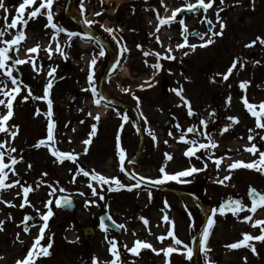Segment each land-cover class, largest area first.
I'll return each mask as SVG.
<instances>
[{
  "label": "rangeland",
  "instance_id": "374dc122",
  "mask_svg": "<svg viewBox=\"0 0 264 264\" xmlns=\"http://www.w3.org/2000/svg\"><path fill=\"white\" fill-rule=\"evenodd\" d=\"M75 1L81 5L84 20L93 22L89 24L93 31L105 37L108 49L104 47V56L98 55L101 49L97 41L85 35L83 30L71 24L65 16V8L69 0H54L52 6L53 22L66 28L68 32L77 33L72 37H69L66 32L58 35L57 40L65 54L62 55L55 51L56 41L51 39L54 30L50 26L46 27L48 23L46 8L41 9V13L36 18L30 19L26 27L18 22L16 28L8 30L5 36L0 38V47H4L2 40L13 39L17 30L22 29L26 33V39L20 41L19 45H13L10 52L13 59L18 56L27 61L13 69V75L17 77L18 82L22 81L23 84L13 102L14 118L9 122L8 128L18 125L19 132L14 140L10 134L0 132V141H7L5 148L2 149L5 152V163L10 164L8 151L11 147L16 148L17 151L12 155L19 160L14 166L10 164V167L5 169L8 172L6 183L19 179L25 186L32 185L33 187L28 197L30 204L23 208L19 207L23 202L22 189L19 186L0 190L2 191L0 195H4L3 198L0 197V220L5 222L3 230H0V257H2L0 264H14L17 259L26 256L25 252L30 243L34 242V238L39 234V227L42 224L40 213L47 211L45 203L49 199L53 200L51 207L54 215L49 221L50 225L45 231L41 245L46 246L51 242L52 247L49 249L51 254L39 256L35 264H89L88 260L93 257L99 260L98 264H110L114 258L110 251L112 242L117 244L122 264H176L175 259H178V264H195L193 257L189 259L183 251L173 252L171 260L165 256L164 252L159 251L163 248L158 244L155 236L164 234L165 230L159 229L158 226L156 231L148 228L146 231H139L144 235L143 240L153 241L152 246L157 251L149 248L148 251H140L137 255L124 248L125 244L128 248H132L133 240L137 238L133 220L139 216L135 206H137V201L139 202L136 199L137 195L140 196V194L135 195L133 191L118 193L113 202L116 206L113 216H116L117 221L125 226L123 235L118 237L112 233H104V230L99 227V216L106 211L104 209H108V203L113 197L108 192L104 193L102 187H98V181L93 183L90 176L77 174L80 168L89 172L93 171L86 163L88 160L83 143L85 135L81 136V133L87 130L86 124L88 123L95 125L96 128L102 127L90 161L99 162L97 170L94 171L107 177H117L122 183L126 180V176L117 165L118 152L109 153L110 145L113 146L110 138L114 134V126L118 123L112 117L117 114H120V135L123 134L124 137L122 146L127 153L129 150L126 156L131 160L139 144L137 125L145 133V155L151 156L159 172L155 173V177L156 175L163 176L160 172L162 167L169 172L172 171L171 169L187 168L193 164L197 166L196 168L203 170L193 173L189 178L195 180L196 183L207 184L213 191L214 197L210 199V207L215 208L220 200H228L230 197L241 199L244 204L248 205V208L240 211L238 216L233 214L221 218L217 216L216 226L210 229V244H207L210 251L207 256L200 251L199 256L196 257L198 264H209V262L212 264H264V241H257L255 253L248 246H241L237 249L228 247L229 244L241 240L243 233L259 235L261 226L253 227V223L256 219H264V208L257 207L256 212L252 213L247 199L249 187L264 192V174L244 167L228 168L234 160H243L247 163L258 159L259 154L253 156L245 150V146L250 147L254 142L261 150H264V140L260 139V136H264V129L256 126V117L251 115L241 99L246 95L250 103L257 105L255 109L257 111H259V103L264 102V45L257 42L251 47H245L257 36L264 37V0H223L222 3L221 0H215L207 13L201 8L194 15H185L182 19L178 18L180 14L178 13L177 18L170 25L161 26L158 33L156 32L157 13L161 17L171 16L176 7H182L183 11L186 9L183 5L195 3L196 0H164L163 3L160 0ZM22 2L23 0H3L7 12L4 8H0V28L5 25V16L8 18V23H11L17 15L19 3ZM41 2L43 0H36L35 4L26 6L24 19H27L28 12L38 7ZM97 13L100 14L97 15ZM217 14L226 24V28L222 36L214 38L213 44L206 47L199 46L202 40L190 37L188 38L189 44L198 45L194 51H190L187 46L182 49L176 48V44L183 41L181 32L184 26L179 23V20H184L188 32L196 30L210 35L209 26L213 31L220 30ZM208 20L211 23H208ZM106 28L116 30L115 38L113 34L105 30ZM157 35L160 37L159 42L156 39ZM119 38L122 40L117 43ZM207 38V36L204 37V39ZM37 44L40 45L37 53L27 51ZM137 44L142 45V48H137ZM49 45L53 49L51 54L48 51ZM125 45L128 51H122ZM169 45L173 49L171 55L175 57L172 60L164 58ZM144 51L162 54L159 69L152 66L157 63V57L151 54L145 56ZM185 52L189 54L184 55ZM111 53L116 59L118 58L121 69L111 73L107 79L104 94L108 99L97 90L96 98L100 97L106 101L100 104L102 108L93 112L92 99L88 92L91 87L88 76L94 73L93 84L97 89L101 76L111 63ZM29 57L35 58V68L32 62L28 61ZM237 57L244 66L241 68L238 64L237 69L233 70L227 81L223 80L221 75H216L225 73L233 59ZM94 58L97 62L92 65L91 61ZM255 61L259 63H254ZM8 63L11 64L12 61ZM53 68L55 71L49 76L48 73ZM4 72L5 70H0V82L7 84V89L4 90H10L15 85ZM64 74L67 76L63 80L54 81ZM50 80L52 87L49 90V99L52 100V120L55 121L54 147L76 155L75 162L67 158L59 162L57 157L50 154L51 149H48L50 148L48 145H51L52 141H49L48 145L35 146L39 140L46 139L47 126L50 121L47 115L48 101L35 97L44 96V89ZM242 81L250 82L246 89L240 88ZM165 84H168L167 93H164ZM29 87L32 95L28 100H24L23 97L29 95ZM180 88L183 89V97L191 102L195 113L193 116L196 120L188 115L187 105L175 91ZM0 89H3V84H0ZM75 93L83 95L84 103L76 106L71 103ZM229 97H231L230 103L228 102ZM0 98L7 100L11 96L5 98L0 95ZM74 107H77V110ZM125 107L133 109L134 114L128 113ZM6 111L4 106H0V115L6 114ZM213 112L215 114L210 116L209 114ZM97 114L99 120L95 119ZM123 114L128 117L126 122L123 120ZM230 116L238 117L239 123L233 124L227 132L221 135L220 129L226 123H232L227 119ZM74 117L78 123L76 124L77 129H73L70 125ZM201 119L208 120L206 129L200 124ZM110 120L116 123H107ZM167 121H170L173 127L171 130L164 131L163 126ZM261 122H264V117H261ZM122 124L123 128H121ZM177 124L180 125L179 128ZM193 126L200 130V138L187 132V129ZM249 129H254V141L248 140ZM204 131L217 141L218 146L209 150L199 149L196 156L185 159L182 152L192 145L188 143L186 146H179L177 142L179 137L185 135L186 141L196 139L199 143H207V137L203 135ZM257 133L259 135H256ZM153 134L155 139H153ZM76 145L79 147L77 148ZM166 154L171 155L172 159L168 160ZM21 156L22 160L19 159ZM210 157H224L219 168L215 160ZM104 160L109 163L103 164ZM143 160L144 158L140 162L142 163ZM112 161L115 163L112 164ZM29 164L32 165L31 168L28 167ZM128 165L129 170L135 173L133 164L128 163ZM13 167L16 174L12 172ZM44 173L48 175L44 176ZM229 173L231 174L230 180L225 181L224 184L217 183V180ZM74 176L75 182H73ZM41 181L45 183H40ZM38 183L40 186L36 187ZM89 183L97 186V192L104 195V200H100L98 196H92L91 189L88 187ZM52 188L56 189L54 193H52ZM61 188L64 189L63 192L60 191ZM17 192L21 195L18 196ZM81 192L84 195H80ZM150 194L151 192L148 193L149 196ZM62 196H72L76 200L79 209L75 215L70 216L63 213L55 205V200ZM144 198L147 200L146 196ZM91 200H96L97 203L86 206V201ZM4 201H11L15 206L6 204ZM146 204L147 202H144V205ZM26 215L31 216L32 219L27 223H22ZM249 215L253 219L245 221L243 217ZM152 218L154 221L159 220V217L155 215ZM25 226L32 229L25 232ZM87 226L95 230V239L91 245L83 240L81 233V228ZM212 229L215 231L212 232ZM18 236L19 239H17ZM253 241L255 240L249 243L252 244Z\"/></svg>",
  "mask_w": 264,
  "mask_h": 264
},
{
  "label": "snow or ice",
  "instance_id": "6c2138e0",
  "mask_svg": "<svg viewBox=\"0 0 264 264\" xmlns=\"http://www.w3.org/2000/svg\"><path fill=\"white\" fill-rule=\"evenodd\" d=\"M161 3L164 2V0H160ZM223 2V0H221V3ZM36 3V0H23L22 3H19L18 5V9H17V15L15 18H13L11 20V23H8V18L7 16L4 17L5 19V25L4 27L0 28V38L4 37L6 32L10 29H14L17 27L18 22H20L24 27L27 26V24L29 23L30 19L36 18L38 14L41 13V9H47V12L45 13L47 16V26H50L51 29L54 30L53 35L51 37L52 40L56 41V48L55 51L56 52H60L62 55L65 54L63 52V48L61 47L59 41L57 40V37L60 33L62 32H66L68 33L69 37L75 36L77 35V33L74 32H68V30L64 27L58 26V24L53 22V17L54 14L52 12V6L54 3V0H43V2H41L39 4L38 7H36L34 10L28 12V18L24 19L23 14L25 13V9L26 6H30ZM215 3V0H207V2H205V0H196L195 3H187L185 5H183V8H187L189 11L194 10L197 6H199L200 8L203 9V11L205 13H207L208 9L211 8L213 6V4ZM0 8H4L5 12H7V8H5V5L3 3V0H0ZM182 11V7H176L173 11L171 16H166V17H161L159 15V13H157V19H158V25L156 28V32L158 33L160 31V27L163 25H170L176 18H177V14L180 13ZM222 11V9H221ZM100 13H97V15H99ZM217 20L220 22L219 23V27L220 30L219 31H213L211 29H209V32L211 33L210 35L208 33H204L201 34L199 32H196L195 35L200 37L202 40V44L199 46H207L210 44H213L214 38L216 36H222L223 35V30L226 28V24L224 23V21L221 19V17L219 16V14H217ZM208 18L205 16V20H207ZM86 23L91 24L93 23L92 21H86ZM179 23L184 26L182 28V32L181 35L183 36V41L181 43H177L176 44V48L177 49H182L185 46H187L189 48L190 51H194L196 49V47L198 46L197 44H189V40H188V36L185 35V33L188 32V28L187 26H185V22L184 20H179ZM208 23H211L210 20H208ZM107 32L111 33L114 35L115 38V32L116 30L113 28H106L105 29ZM87 35V34H85ZM207 36V39H204V37ZM26 39V33L20 29L17 30L16 34L14 35L13 39H4L2 40V43L5 45L4 47H0V70H5L4 74L11 78V83L13 85H15V87L11 88L10 90H4L7 89V84H5L4 82H0V84H3V89H0V95H2L3 97L7 98L9 96H11L10 99H3L0 98V106H4L7 111L6 114H2L0 115V132H5L10 134L11 138L14 140L15 137L17 136L18 132H19V126L18 125H12L11 128H8L7 123L10 118L14 115V106H13V102L16 99V95L21 91V85L23 84L22 81L18 82L17 77L15 75H13V69L15 68V66L17 65H22L25 62H27L25 59H20L18 58H14L10 55V52L12 51V46L13 45H19L20 41H23ZM157 41H160V37L159 35L156 36ZM122 40V38L117 39V43H120ZM257 42H259L260 44L264 45V37L261 36H257L254 40H252L249 44H246L245 47H251L253 45H255ZM137 48H142V45L137 44L136 45ZM40 48V45L37 44L35 46H33L32 48L27 49V51L29 53H37L38 50ZM100 51H99V56H104L105 55V51H104V46L100 45ZM16 51L18 52V48L16 49ZM48 51L51 54L53 49L51 48V46L49 45L48 47ZM122 51H128L126 45L123 46ZM173 49L172 47L169 45L167 48V54L164 56V58L172 60L175 59V57L173 55H171ZM155 55L157 57V63L152 65L154 68L159 69L161 67L159 60L162 56V54L160 52H149V51H144V55L148 56V55ZM188 52H185L184 55H188ZM12 61L11 64H9V61ZM28 61H31L33 64V67H36L35 64V58L34 57H29ZM96 59H92L91 64L95 65L96 64ZM147 63V61H146ZM254 63H259V61H255ZM239 64V67H243L244 64L242 62H240V58H234L232 64L230 65V67L227 69V71L225 73H217L216 75H221L223 80L227 81L229 79V76L233 73L234 69H237V66ZM55 71V69L53 68L51 71H49L48 75L51 76L52 73ZM214 77H213V81H214ZM88 81L89 84L91 86V90L93 92L94 95H97V89L94 86L93 82V75L90 74L88 76ZM249 81H242L240 83V88L241 89H246L247 85L249 84ZM151 86V85H148ZM52 87V82L51 80L48 82L47 86L44 89V96L43 97H35L36 99H45L48 101V113L47 115L51 118L52 115V100L49 99V90ZM140 87H144V85H140ZM124 91H128V89H124ZM177 92L178 95L181 96V99L184 101V103L187 105L188 108V115L189 116H193L195 115L192 107H191V102L189 100H187L186 97H183L182 93H183V89H176L175 90ZM28 93L29 95L24 96L23 99L24 100H28L29 97L32 95L31 89L30 87L28 88ZM245 107L247 108V110L251 113L252 116L256 117V126L258 128L264 129V122H261V117H264V102H260L259 103V111L255 110L257 105L254 103H250L249 99L247 98V96H242L241 97ZM137 100H139V98L137 97ZM100 101L97 100L96 103H99ZM228 102H231V97L228 98ZM38 114V113H37ZM215 113H210L209 115L212 116ZM89 115H91V113H89ZM96 120H99V115L97 114L95 117ZM229 121H231L232 123H226L223 128L220 129V134L223 135L225 132H227L233 124L235 123H239V118L236 116H230L227 118ZM123 120L126 122L128 120V117L126 114H123ZM200 124L204 126V128H207V124H208V120L207 119H201L200 120ZM180 125L177 124V128H179ZM121 128H123V124L121 125ZM14 129V130H13ZM54 130H55V121L50 119V122L48 123L47 126V137L46 139H41L38 141V143L35 145L36 147H40L41 145H48L49 141H52L53 143L51 145H48L51 149V154L54 157H57L59 162H63L65 158L75 162L77 159L76 155H73L71 152H65V151H60L58 148H55V136H54ZM196 131L198 134L200 132L199 129H197L195 126L193 127H189L187 129L188 133H192ZM249 136H248V140L249 141H254L255 136L253 135L254 133V129H249ZM96 134V126L93 125L92 126V131L89 133V139H86L83 141V143L85 145H88L91 143V137L94 136ZM171 135V133H169ZM203 135H205L207 137V143H199L198 140L193 139L191 141H186V137L185 135H181L179 137V139L181 141H185L190 143L192 146L188 147L185 151V155L187 157H193L196 156V152L199 149H215L218 146L217 141H215L214 139H212L211 136H208L207 132L204 131ZM256 135H259L258 133ZM153 139H155V136L153 134ZM261 140H264V136H260ZM165 143H167V141H165ZM7 144V141H0V190H6V189H10L13 186H19L22 189V195H23V202L19 205V207L23 208L25 207V205L30 204V200L28 199L29 197V193L31 191H33V187L32 185H28L25 186L24 184L21 183V181L19 179L17 180H13L10 183H5L6 179L8 178V172L5 171V169H8L11 165H15L19 162V160L17 159L16 156H13L12 153L16 152V148L11 147L8 151V157L10 160V164L9 163H5L4 161V156H5V152L2 151V149L5 148ZM117 147H118V155H119V160H120V166H121V171H124V161L126 158V154H125V150L119 146V136H117ZM245 150L252 153L253 156H256V154L258 153V159H254L251 162H245L243 160H234L231 164L228 165L229 169H237L240 167H244V168H248V169H254L262 174H264V150H261L256 143H251V146H245ZM85 152H87V148H85ZM167 155V154H166ZM199 158V157H197ZM212 159L215 160L216 166L217 168L220 167L221 162L223 161L224 157H210ZM20 160L23 159V157L21 156L19 158ZM167 159L171 160L172 156L171 155H167ZM29 168L32 167L31 164L28 165ZM207 167V164L205 163V168ZM203 169H198L196 168L194 165L191 166L188 169L185 170H181V171H177L173 174H169L164 167H162L160 169V172L163 173V176L161 178H158L154 181V183L157 184H163L166 181H170V180H175V181H179L181 183H185L187 181L185 180H181L182 177H187L190 176L193 173L202 171ZM71 171V170H70ZM12 172L13 174L15 173V169L14 167L12 168ZM82 173L85 177H91L92 181H98L99 182V186L103 187L105 185L108 186L107 190L108 191H113V187L112 185L115 184L117 186V190L118 188H125L127 187L129 190H131V188L133 187H139L140 186V180L144 179L143 177H140L139 179H137L136 183L134 185H125L123 183H121L120 179L117 177H107L105 175L100 174L99 172L96 171H85L83 168L78 169L77 174ZM44 176H47V173L43 174ZM133 178L135 179V176H133ZM231 179V174L229 173V175L224 176L222 179L217 180V183L220 184H224L225 181H228ZM73 182H75V176L73 177ZM40 183H45V181H41ZM39 183L36 185V187H39ZM51 187V185H50ZM88 187L91 189L92 192V196L96 197L98 196L100 200H104L105 197L102 193H98L97 192V186H94L92 183L88 184ZM55 188H52V193L55 192ZM61 192L64 191V189H60ZM50 193V195L52 194ZM17 195H21L20 192H17ZM80 195H84L83 192L80 193ZM251 195H252V205L250 208V211L252 213H255L257 210V207L259 205H264V194H261L260 192L257 191V189H255L254 187L251 188ZM151 197V194H150ZM71 198L68 196H62L58 199L55 200V205L57 207H61V206H66V205H70L71 204ZM4 203L9 204L11 206H15L12 205L11 201H4ZM97 201L96 200H91V201H86V206L87 204H96ZM53 204V200L49 199L46 203H45V208L47 209V211L45 213H40L41 216V220H42V226L39 227V234L37 237L34 238V242L31 245V247L29 248V250L27 251V254L25 257H23L22 259H17L16 260V264H35V260L39 257V256H48L51 253L49 252V249L52 247L51 242H49L46 246H42L41 245V240L44 238L45 235V229L48 228V221L49 219L54 215V212L52 210L51 205ZM246 208H248V205L244 204L243 201L241 199H233V198H229L226 202L222 203L219 205L218 208H213L211 209V215L209 216V219L207 220V226L204 227L203 229V233H202V239L200 240V250L202 252L205 253V255L207 256V253L210 251V249L207 248L206 246V242L210 236V229L212 228L213 224H214V220L213 217L216 215L217 212H219L220 214H224L226 211H231L233 215H237L239 214L240 211L245 210ZM37 212H39V209H37ZM189 215L191 216V213H189ZM32 219L31 216H25L24 220L22 221V223H27L28 221H30ZM141 219H143L144 223L147 225L149 223L147 218L141 217ZM243 219L245 221H251L253 219V217L251 215L249 216H245L243 217ZM163 220L164 221H168L169 217L167 215L163 216ZM4 221L0 220V230H3V225H4ZM174 224V222H173ZM261 226V233L259 235H251L249 233H243L242 234V239L239 240L238 242H234L228 245L229 248L232 249H237L240 248L241 246H248L251 248V250L253 251V253L256 252V248L255 245L250 244L249 241L255 240V241H264V219H256L253 223V227L255 226ZM99 227L103 230H106V224L104 223L103 220H101ZM118 227L120 228H124V225H118ZM25 232L28 231V228L26 227L24 229ZM167 235L169 237H172L174 240V244L175 245H183L184 249H186L187 251V256L189 259H191L192 255H193V248L190 247L188 244H186L184 241H182L181 239L177 238L174 235L173 231H168ZM17 239H19V236L17 237ZM158 239L160 241H163L165 239L164 236H160L158 237ZM21 243H23V241H20ZM124 248L127 249V251L134 253V254H139L140 249L143 248H151L153 251H157V249L153 248L151 243L142 241L140 239H137L134 242V246L132 248H128L127 244L124 245ZM181 249L177 248V247H167L166 249H160L159 251L165 252L166 255H169L173 252H177L180 251ZM110 251L112 253V256L114 257L113 260L110 262V264H122L121 260H120V254L117 251V244L115 242L111 243V247H110ZM0 259H2V257H0ZM92 264H98L97 258L93 257L92 258ZM209 264H212V262H209Z\"/></svg>",
  "mask_w": 264,
  "mask_h": 264
},
{
  "label": "flooded vegetation",
  "instance_id": "af4514ba",
  "mask_svg": "<svg viewBox=\"0 0 264 264\" xmlns=\"http://www.w3.org/2000/svg\"><path fill=\"white\" fill-rule=\"evenodd\" d=\"M81 98L82 97L78 95L77 102H82ZM118 104L120 105V103ZM75 110H77V107H75ZM117 117L119 118L116 119ZM112 118L118 121L116 126L113 125L115 128V131H114L115 133L120 128V115H115ZM107 123L115 124L116 122L110 120V121H107ZM76 124L78 123L74 117L71 120L70 125L72 126V128L77 129ZM86 126L90 128V126L88 125ZM107 126H110V125H107ZM117 136H119V144H120V134L119 135L113 134L110 140L112 139L113 142L116 141ZM92 143L93 142H91V144L88 145V150L90 151V154L88 156L87 163L90 166V168L95 169L98 166L99 162L96 161L95 163H93L92 161H90V158L92 156L91 152L93 151V147H94ZM114 148H115L114 146L110 145L109 152L114 151ZM140 160L141 159L138 158L133 163L134 164L133 166H135L134 169L138 170L139 175L148 176L149 177L148 179H154L156 171L154 168L155 164H153L154 161L151 159V156L145 155L142 163L140 162ZM102 163L106 164L109 162L107 160H104ZM183 168L184 167L179 168V169H174V170L171 169L172 170L171 172L175 173ZM153 171H154V175H153ZM136 179H139V177H137ZM141 181L142 180H140V186H139L141 187L139 190L140 196L136 194L137 195L136 199H138L139 202L137 201V206H135L136 210L139 212L138 214L139 216H136L135 219L133 220V225L135 226L134 229L137 234V239H140V240L144 239V235L139 233L140 230L146 231V228H148L149 230L156 231L157 230L156 227L158 226L159 229H162V230L164 229L166 233L165 239L162 242L163 249L167 247L175 246L181 249V251L186 250L184 249L183 245L178 246L174 244L173 238L167 235L168 231L170 230L174 232V235L177 238L181 239L182 241H184L186 244H188L191 247L193 238L197 236V234L199 233L202 227V219L200 218L198 214H195L194 212H190L187 206L185 205V203L183 202V200L179 196L174 195L172 191L182 192V193H191L192 195L196 196L202 201H205V200L210 201L212 196L214 197L213 191L209 189V186L207 184H200V183H194L193 185H191V184H188V182L179 183L178 181H176V182H170L167 185H158V184H151V183H146V182L142 184ZM147 186H149V190H151L153 194L151 195V197H147V200H144L145 199L144 196L146 194L145 188ZM144 202H147V204L144 205ZM110 211L112 213L116 212V206L114 203H112V205L110 206ZM189 213H191V216L189 215ZM153 215L159 217L158 218L159 220L154 221V219L152 218ZM164 215H167L169 217L168 221L163 220ZM141 217L147 218L149 223L146 225L143 219H141ZM201 239H202V234H201L200 240ZM198 256H199V252H198ZM97 261L99 260L97 259ZM89 262L90 264H92V259ZM175 262H177L176 264H178L179 262L178 259H175Z\"/></svg>",
  "mask_w": 264,
  "mask_h": 264
},
{
  "label": "water",
  "instance_id": "95a60500",
  "mask_svg": "<svg viewBox=\"0 0 264 264\" xmlns=\"http://www.w3.org/2000/svg\"><path fill=\"white\" fill-rule=\"evenodd\" d=\"M77 24H79L80 26H84L79 20H74ZM89 33L91 32L90 28H88ZM170 126V124H168V127ZM249 198L252 200V195H251V189L249 191ZM72 201V200H71ZM62 209L67 210L69 213H74L76 211V204L72 201L70 205H66V206H61ZM229 212V211H226ZM101 220L104 221V223L106 224V227L109 229H114L116 230V227L114 226V224L112 223V221L110 220V218L107 215H103L101 217ZM83 233H84V238L85 240H87L88 242H92L93 241V237H94V233L91 229L86 228L83 229Z\"/></svg>",
  "mask_w": 264,
  "mask_h": 264
},
{
  "label": "bare ground",
  "instance_id": "6f19581e",
  "mask_svg": "<svg viewBox=\"0 0 264 264\" xmlns=\"http://www.w3.org/2000/svg\"><path fill=\"white\" fill-rule=\"evenodd\" d=\"M105 1L108 2V1H112V0H105ZM70 13L73 16L77 17V18H83L82 13L75 6H73V5L70 7ZM91 36L94 37V38H98V39L100 38V36L98 34H96V33L91 34ZM111 64L112 65H115L116 64V58H115V56L113 54H112ZM188 202H190V204L192 203L191 200H188ZM211 209H212L211 207L205 206V211H206L207 214H211V211H210Z\"/></svg>",
  "mask_w": 264,
  "mask_h": 264
}]
</instances>
